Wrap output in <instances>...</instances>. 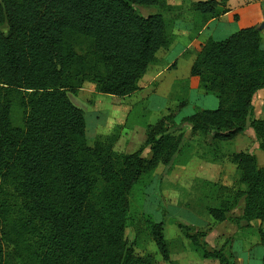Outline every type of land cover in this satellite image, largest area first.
Returning a JSON list of instances; mask_svg holds the SVG:
<instances>
[{
    "label": "trees",
    "instance_id": "trees-1",
    "mask_svg": "<svg viewBox=\"0 0 264 264\" xmlns=\"http://www.w3.org/2000/svg\"><path fill=\"white\" fill-rule=\"evenodd\" d=\"M140 7L158 13L141 16ZM190 10L203 20L228 12L224 0L194 1ZM175 11L165 0H0V264H148L126 244L128 197L146 174L172 167L184 139L169 134L175 116L148 125L137 151L118 154L116 138L88 145L84 114L66 92L80 91L85 82L111 97L138 91L148 67L172 45L163 13ZM75 45L88 49L80 55ZM189 77L217 98L218 107L196 109L182 124L221 143L244 134L250 118L249 129L263 148L264 121L252 117V99L264 91L258 27L205 40ZM14 105L23 110L20 128L12 124ZM147 149L149 159L142 157ZM230 160L246 189L230 207L210 208L209 217L239 230L264 223V169L251 154ZM239 200L241 216H228ZM259 236L264 247V233ZM187 238L204 260L236 264L231 253L225 255L228 241L215 250L195 235ZM151 239L168 262L162 222L152 224Z\"/></svg>",
    "mask_w": 264,
    "mask_h": 264
},
{
    "label": "rangeland",
    "instance_id": "rangeland-1",
    "mask_svg": "<svg viewBox=\"0 0 264 264\" xmlns=\"http://www.w3.org/2000/svg\"><path fill=\"white\" fill-rule=\"evenodd\" d=\"M194 1L198 0H165L170 8H176L174 13L164 12V18L166 17L168 27L175 20L190 19L191 21H195L194 18H191L192 12L190 10L191 4ZM156 12L158 10L153 7L138 8V13L141 16H147ZM2 31L6 32L7 27L2 28ZM224 38L214 39L221 40ZM87 49V45H75V52L80 55H83ZM178 50L177 48L175 52ZM173 56L171 55L170 58H173ZM187 61V56L182 57L178 64L179 69L177 73L173 74L172 71L174 69H171L166 72L168 76L161 77L160 80L164 78L168 81L170 77H173L172 75H174V79H179L181 74L187 69ZM178 81L172 83L176 84ZM180 85L183 86V82ZM173 88L174 86H171V89ZM174 91V93H169L168 96L165 95L168 98V103L166 101L164 108L169 109V114L175 115L176 125L180 123L179 120L182 116L194 113L196 109L212 110L218 107L217 98L214 95H207L205 100L203 95L199 96L196 93H189L186 96V94H183V90ZM66 94L72 104L82 110L84 114L86 122L85 134L90 147L98 140L104 141L106 138L112 137L117 139L113 145L115 152L118 154L133 153L144 142L147 126L156 123L162 118L158 115L157 110L148 109L150 106L148 102L150 100L145 101L144 99L132 105L131 110L127 113L125 103L117 101V99H120L119 97H112L116 98V100H113L111 96L96 93L94 85L90 82H85L80 91L66 92ZM190 96L192 97L193 105H195L193 107H188L187 103H183L184 101L189 102ZM22 119L23 110L19 106L14 105L11 111L13 126L20 128L23 122ZM183 125L181 123L180 126H176L175 129L169 131V134L177 135L182 131ZM195 147L199 151H205L204 143L201 140ZM191 153L194 155L193 152ZM145 156H149L146 150L143 152L142 157L145 158ZM176 158L169 172L166 173L162 166H158L155 170L146 174L132 189L128 197V221L125 232L126 244L137 256L147 258L148 264H205L207 260L202 258L199 249H195L192 246L190 240L187 238V234L195 235L201 242H206L209 248L219 250L226 240L220 238V231L213 219L209 217L207 211L210 208H218L219 206L230 207L235 194L232 190H214L211 186L213 183L207 185L206 183L199 182V178L204 176L209 179H215V172L212 171L211 165L207 166L205 162L206 164L202 168L206 170L202 173L201 177L195 174L187 175V173L179 170L182 167L184 157L179 156ZM202 160L205 159L202 158ZM227 161L224 160L216 164V161H212V164L216 165L213 166L216 170H219L218 165H220L222 173L227 172L231 182L233 177L229 173V170H226L228 168ZM160 222L164 226L169 251L168 262L163 261L151 239L152 224ZM3 245L5 246L6 253H11L12 247L5 243ZM233 245L235 251L238 250L237 240L233 242L228 241L225 251L227 257H230ZM235 263L238 264V262ZM13 264L21 263L14 260ZM206 264L209 263L206 262Z\"/></svg>",
    "mask_w": 264,
    "mask_h": 264
},
{
    "label": "crops",
    "instance_id": "crops-1",
    "mask_svg": "<svg viewBox=\"0 0 264 264\" xmlns=\"http://www.w3.org/2000/svg\"><path fill=\"white\" fill-rule=\"evenodd\" d=\"M215 1L220 2L221 0ZM224 4L228 12L219 18L203 20L199 15L191 13V18H194L195 21H191L190 19L175 20L170 24V27H167L166 34L172 40V45L168 52L164 53V55H158V62L156 61V63L148 67L145 75L138 82V91L128 97L117 99V101L119 100L125 103L127 106V113L131 110L132 105L144 99L145 101L150 100L151 102V104L148 102L150 105L148 109L157 110L158 115L162 118L166 117L169 115V109L164 108L166 101L168 103V98H166L165 95L168 96L169 93H174V90L179 89L183 90V94H186V96L189 93H196L199 96L203 95L206 100L207 95L210 94L204 93L196 78L189 77L190 66L200 45L208 38L228 37L240 29L259 27L264 23V0H224ZM164 16L163 13V17ZM234 16L237 17L236 20H234ZM164 19L166 21V17ZM261 36L262 47H264V29L261 32ZM177 48L179 50L175 52ZM171 55H174L173 58H170ZM184 56L188 57L187 69L181 74L179 79H174V75H172L173 79L170 77L168 81L164 78L160 80L161 77H167L168 75H166V72L171 69H174L172 71L173 74L177 73L180 59ZM159 57L161 59H159ZM174 81L178 82H176V84L172 83ZM179 82L181 84L183 82V86H181ZM171 86H174V88L171 89ZM111 99L116 100V98L114 99L112 97ZM186 103L189 105L188 107L195 106L192 103L191 96L189 102ZM252 108V117L256 120L264 121V91H259L254 95L252 99ZM192 115L193 113H188L182 116L178 125H181L183 118ZM175 118L176 117H174L173 121L176 125L177 122ZM249 121L250 118L246 120L244 134L238 136L233 141L221 143H214L209 137L193 134L191 128L187 124H184L182 131L177 135H173L178 136L182 134L184 136L183 149L179 155L184 157V159L182 158L184 161L179 170L183 173H187V175L195 174L201 177L202 173L206 170L202 168V166L207 163V166H212V171L215 172V179H209L204 176L199 178L200 183H206L207 185L213 183L211 186L214 190H232L234 194L238 191H245V186L239 183L240 173L231 162L230 157L241 153L254 155L257 168L260 170L264 169V146L262 149L258 148V142L253 132L249 129ZM200 140L204 143L205 151H199L198 148L195 147L199 144ZM146 152L149 156H145V158L149 159L151 157V152L149 149H147ZM191 152H193L194 155H192ZM179 156H177V158ZM202 158L205 160H202ZM224 160H228V168H226V170H229V173L232 174L233 179L231 182L229 180V174H227V172L222 173L220 165H218L219 170L213 167L216 166V163L223 162ZM212 161H216L214 165ZM242 207L243 202L241 200L237 201L236 206L230 210L228 216L234 218L241 216ZM215 225H217L216 227H218L220 231V238L226 241H238V250L235 251L233 245V251L230 252L234 257V262H238V264H264V247L261 245L259 236V231L264 233V223L252 221L250 223L251 228L243 230H239L234 224L227 221L221 223L215 222ZM206 262L209 264H219L217 261L213 260H207L205 264Z\"/></svg>",
    "mask_w": 264,
    "mask_h": 264
},
{
    "label": "water",
    "instance_id": "water-1",
    "mask_svg": "<svg viewBox=\"0 0 264 264\" xmlns=\"http://www.w3.org/2000/svg\"><path fill=\"white\" fill-rule=\"evenodd\" d=\"M259 31H262L264 29V23L260 25V27L258 28Z\"/></svg>",
    "mask_w": 264,
    "mask_h": 264
}]
</instances>
